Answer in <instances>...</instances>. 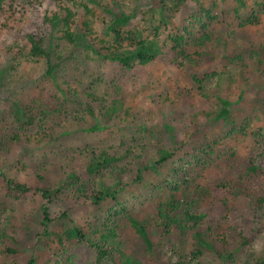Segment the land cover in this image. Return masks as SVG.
Returning a JSON list of instances; mask_svg holds the SVG:
<instances>
[{
  "label": "trees",
  "instance_id": "1",
  "mask_svg": "<svg viewBox=\"0 0 264 264\" xmlns=\"http://www.w3.org/2000/svg\"><path fill=\"white\" fill-rule=\"evenodd\" d=\"M263 229L264 0H0V264H264Z\"/></svg>",
  "mask_w": 264,
  "mask_h": 264
},
{
  "label": "rangeland",
  "instance_id": "2",
  "mask_svg": "<svg viewBox=\"0 0 264 264\" xmlns=\"http://www.w3.org/2000/svg\"><path fill=\"white\" fill-rule=\"evenodd\" d=\"M229 11L224 4H222L221 8L218 10L219 16L222 19L227 18ZM83 141L89 144L94 143L95 138L90 136H83ZM179 159L183 158L182 156L178 157ZM148 197L146 190L140 185V182H137L134 186L127 187V191H125L124 199L129 200L132 205H140L144 202V199ZM248 213L254 210L253 207L248 206ZM252 214V213H250ZM263 212H259L256 217L255 222L258 223L260 216ZM258 243L261 247L264 248V229L262 233L258 237ZM76 255L75 264H96V252L95 249L88 245H79L73 248V252Z\"/></svg>",
  "mask_w": 264,
  "mask_h": 264
}]
</instances>
